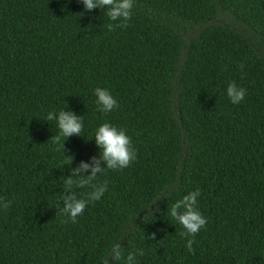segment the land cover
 Here are the masks:
<instances>
[{
	"label": "trees",
	"instance_id": "obj_1",
	"mask_svg": "<svg viewBox=\"0 0 264 264\" xmlns=\"http://www.w3.org/2000/svg\"><path fill=\"white\" fill-rule=\"evenodd\" d=\"M105 12L0 0V264H102L116 243L125 258L142 249L137 264H264V0H134L113 31ZM97 87L119 107L98 111ZM61 110L83 117L81 136L62 138L71 164L49 142ZM105 122L137 159L99 175L108 191L64 223L62 178L99 156ZM197 188L208 223L193 255L168 209Z\"/></svg>",
	"mask_w": 264,
	"mask_h": 264
},
{
	"label": "clouds",
	"instance_id": "obj_2",
	"mask_svg": "<svg viewBox=\"0 0 264 264\" xmlns=\"http://www.w3.org/2000/svg\"><path fill=\"white\" fill-rule=\"evenodd\" d=\"M85 7L86 12H91L95 9H106L105 14L112 22L106 27L109 31L115 28L129 27V21L132 19V10L134 0H78ZM244 65L240 68L243 70ZM98 111L103 113L112 112L119 107L117 100L113 95L104 88L97 87L94 91ZM247 94V90L243 87H238L235 81L228 84L227 96L232 104L241 103ZM57 121L59 134H55L49 142L59 145L57 149L63 150L65 159L71 164L74 157L65 155V143H62V138H70L72 136H81L83 131V117L77 116L73 111L61 110L58 115L55 111L49 112L46 121ZM95 144L100 149L98 157H92V163L81 162L71 172L70 178H62L64 184V194L62 196L63 206H58V214H62L67 219L63 222L68 223L69 220L75 224L77 217L83 215L85 209L90 202L99 201L108 191V181L98 182L97 178L106 170H122L128 168L136 161L138 152L134 147L131 137L127 134L124 128L115 126L109 122L100 125L94 136ZM104 165V166H102ZM90 175L82 176L81 173ZM90 189L81 196L77 195L74 189ZM201 195V190L197 188L195 191L189 192L182 199L177 200L168 209V214L176 220L184 229L179 235L186 239L187 251L195 254L193 244L197 233L204 228L208 220L198 208V197ZM11 207V201L0 197V208L7 210ZM150 240L156 239V233H152ZM122 243H116L112 246L109 256L106 257L102 264H109V259L117 262L124 261V264H137V254L143 256L142 249L138 252H129L125 258Z\"/></svg>",
	"mask_w": 264,
	"mask_h": 264
}]
</instances>
